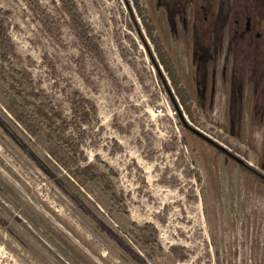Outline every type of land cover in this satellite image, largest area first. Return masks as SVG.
I'll use <instances>...</instances> for the list:
<instances>
[{"label":"rangeland","instance_id":"1","mask_svg":"<svg viewBox=\"0 0 264 264\" xmlns=\"http://www.w3.org/2000/svg\"><path fill=\"white\" fill-rule=\"evenodd\" d=\"M37 1L40 9L0 0L11 13L15 66L69 120L73 89L98 116L84 125L76 168L46 120L36 122L10 88L4 65L0 264H264V180L183 126L174 104L264 175V0H211L218 5L207 14L211 35L204 43L198 37L194 52L179 28L191 31L209 0H75L106 65L83 46L58 0ZM217 48L231 52L215 76ZM232 77V102L253 95L251 115L237 113L233 123ZM219 93L227 104L221 99L217 110L210 104Z\"/></svg>","mask_w":264,"mask_h":264},{"label":"trees","instance_id":"2","mask_svg":"<svg viewBox=\"0 0 264 264\" xmlns=\"http://www.w3.org/2000/svg\"><path fill=\"white\" fill-rule=\"evenodd\" d=\"M28 1L32 6L40 9L41 5L37 0ZM58 2L73 23L76 31H78V36L80 37L83 46L94 54L100 62L106 65L99 46L95 43L93 36L91 35V28L80 12L76 1L58 0ZM10 15L11 13L9 11L0 9V76L4 79V65L9 66V72H11L9 76L11 78V82L9 83L10 88L15 91L17 97L24 98L25 101L28 102L32 109L30 111L32 112L31 116L36 122L40 123L38 120L39 117H43L46 120L49 132L55 134L62 141L70 162L74 167L79 168L82 163L81 160L83 159V153L80 151V146L88 135L84 125H90L92 118L98 116V108L92 100L87 98L80 91L73 89L69 95V102L72 111V117L69 120L54 104L51 95L46 94L43 89H37L34 87L29 72L18 69L12 60V56L15 55V47L9 34ZM153 40L157 45V41L154 38ZM45 59L48 60L50 67L55 70L53 63L49 60L47 55L45 56ZM165 66L167 67V64H165ZM26 93H28V96L30 95L34 97V101H29L28 97L25 96ZM43 96L45 98H42ZM182 101L185 103L183 98ZM71 126L78 131L77 134L65 136L63 129Z\"/></svg>","mask_w":264,"mask_h":264},{"label":"flooded vegetation","instance_id":"3","mask_svg":"<svg viewBox=\"0 0 264 264\" xmlns=\"http://www.w3.org/2000/svg\"><path fill=\"white\" fill-rule=\"evenodd\" d=\"M199 8H201V10H202V12H203V14H202V16H199L198 14H197V12H195L194 14H193V17L191 18V23H190V25H192L193 26V29L191 30V31H188V28L185 26V25H181L180 26V39H184L185 38V44H187V45H191L193 48H192V51L194 52V50H195V48H196V44L198 43V37H199V39L202 41V43H204V41H205V39H208L209 37H210V35H211V25H212V18H210V16H207V14L208 13H210L211 14V12L212 11H216L217 10V8H218V5H216V4H214L213 2H211V0H209L208 1V3H207V6L203 3V4H201V6L199 7ZM206 9H209V10H207V12H205V10ZM184 22V21H183ZM214 25L216 26V19H214ZM218 28V31H224V27L223 26H221V27H217ZM234 27H232L229 23H228V35H229V40L231 39V30L233 29ZM154 30L157 32V30H156V27H154ZM190 38H192V39H190ZM155 40L157 41V39L155 38ZM158 42V41H157ZM157 47H158V50H160V52H161V54H162V51H161V49H160V47H159V43H157ZM223 49H220V48H217V49H215V51H214V53H213V55H212V58H211V67L212 68H214V70L216 71V72H214V75L215 76H217V75H219V74H222L221 72V68H220V64L221 65H223L224 63L226 64L227 62H228V59H227V57L229 58V54H230V52H231V50L230 49H224L223 51H222ZM236 51H237V49H235ZM235 50H233L232 51V53H233V55L234 56H236V54H235ZM222 51V52H221ZM216 54H220V55H222V56H224V57H220V55H219V58L217 59L216 58ZM218 57V56H217ZM225 58L227 59L226 61H224L225 60ZM224 64V65H225ZM224 67V66H223ZM264 78V68L262 69V71H261V74H260V79H263ZM233 82H234V79H233V77L231 78V84H230V91H229V94H230V99H231V102L229 101V105H228V112H229V114H228V117H229V119H230V122H234L236 119H235V117L237 116V113H238V117H240V120L242 119V118H244V115H247V114H249V115H251V113L249 112V103H250V100H251V98H252V96L253 95H247V96H245V98H244V103L243 102H241L242 100H241V96L239 97V99H240V101H239V103L238 102H232V100L235 98V97H238V95H237V93H236V90H235V88H234V84H233ZM256 85H258V83L256 84ZM211 87V86H210ZM258 92H260V93H262L261 92V90H258V86L256 87V94H254V96H255V99H257V98H259V96H258ZM222 94V93H221ZM219 95H220V93H219ZM224 96L223 97H221V95L219 96V97H217L218 99H219V101L215 104L213 101H212V103L210 104L211 105V108L213 107V106H216V109L217 110H219V107L217 106V104L218 103H220L221 104V99H224V102H223V104L226 106V104H227V101H226V96H225V94H223ZM183 98V97H182ZM184 99V98H183ZM209 99H211V98H209ZM217 100V99H216ZM184 101H185V99H184ZM186 102V101H185ZM210 102V101H209ZM186 104V103H185ZM223 105V106H224ZM236 105H238L237 107H236ZM236 108V113H234L235 112V109ZM262 111H261V113H260V116H261V118H260V120L261 121H263L264 120V110L263 109H261ZM257 113H259L258 112V110L256 111ZM201 138V137H200ZM201 139H203V138H201ZM204 140V139H203ZM206 141V140H205ZM207 142V141H206ZM209 143V142H208ZM210 144V143H209ZM211 145V144H210ZM211 146H213V145H211ZM213 147H215V146H213ZM216 148V147H215ZM218 149V148H217ZM219 151H221L220 149H218ZM226 157H228L229 159L231 158L232 160H234L235 162H237L239 165H241L243 168H245V169H247V170H249V171H251V172H253L254 174H256L257 176H259L262 180H264V175L262 174V173H260V172H258L257 170H255V169H253L249 164H247V162L246 161H244L241 157H239L238 155H236V156H238L239 158H241L243 161L242 162H240V161H238L237 159H235L233 156H231V155H229V154H226L225 152H223V151H221ZM233 153V152H232ZM234 154V153H233Z\"/></svg>","mask_w":264,"mask_h":264},{"label":"water","instance_id":"4","mask_svg":"<svg viewBox=\"0 0 264 264\" xmlns=\"http://www.w3.org/2000/svg\"><path fill=\"white\" fill-rule=\"evenodd\" d=\"M175 107L179 113V117L183 123V126H185L187 129H189L190 131H192L195 135H197L198 137L203 138L204 140H206L207 142H209L211 145L215 146L216 148L220 149L221 151L225 152L226 154H229L231 156H233L235 159H237L238 161L242 162L243 160L241 158H239L238 156H236L235 154H233L229 149H227L225 146H223L222 144L218 143L216 140L212 139L210 136H208L207 134L203 133L202 131H200L198 128L190 125L187 120L184 118L183 113L180 111V109L178 108V105L176 104V102H174Z\"/></svg>","mask_w":264,"mask_h":264}]
</instances>
